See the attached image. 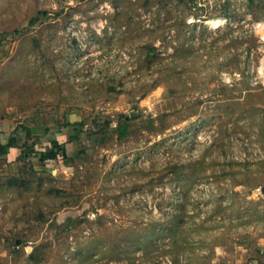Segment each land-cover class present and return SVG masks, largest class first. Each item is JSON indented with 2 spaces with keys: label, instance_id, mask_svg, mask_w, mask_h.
Instances as JSON below:
<instances>
[{
  "label": "rangeland",
  "instance_id": "374dc122",
  "mask_svg": "<svg viewBox=\"0 0 264 264\" xmlns=\"http://www.w3.org/2000/svg\"><path fill=\"white\" fill-rule=\"evenodd\" d=\"M263 74L264 0H0L9 249L194 264L264 234Z\"/></svg>",
  "mask_w": 264,
  "mask_h": 264
},
{
  "label": "crops",
  "instance_id": "0c3cea01",
  "mask_svg": "<svg viewBox=\"0 0 264 264\" xmlns=\"http://www.w3.org/2000/svg\"><path fill=\"white\" fill-rule=\"evenodd\" d=\"M6 128L5 123L0 124V143H5L7 140ZM17 155L18 150L10 148L6 155H0V158H4L0 162L14 163ZM9 177L13 179L15 174L11 173ZM2 179H5V176L0 173V264H32L31 254H29L32 247L29 244L15 241L16 250L14 251L10 250L7 244L6 225H14L21 219L15 215L16 198L12 196V194L15 195L17 187L15 188L14 183L10 185L8 181L1 182ZM246 233L247 231L244 230L242 235L239 234L230 250L223 248L221 252H217L213 248L212 259L207 256L206 259L197 260L194 264H219L221 261L223 264H264V234L257 230L250 235ZM217 259H220V262Z\"/></svg>",
  "mask_w": 264,
  "mask_h": 264
},
{
  "label": "trees",
  "instance_id": "16d2710c",
  "mask_svg": "<svg viewBox=\"0 0 264 264\" xmlns=\"http://www.w3.org/2000/svg\"><path fill=\"white\" fill-rule=\"evenodd\" d=\"M33 20L34 18L31 19V22ZM125 128L126 127H124L122 124L119 125V131H118L119 136L124 134ZM10 148H16L18 150V155L16 159L22 157V153H23L22 147L16 146L12 138L7 139L5 143H0V155H6ZM29 152L35 154L46 153L50 158H54V159H63L64 157V150L62 144H54L53 142H49L48 144H45L44 147L32 149Z\"/></svg>",
  "mask_w": 264,
  "mask_h": 264
},
{
  "label": "built area",
  "instance_id": "2783aa9c",
  "mask_svg": "<svg viewBox=\"0 0 264 264\" xmlns=\"http://www.w3.org/2000/svg\"><path fill=\"white\" fill-rule=\"evenodd\" d=\"M216 20L219 21L218 19H216ZM213 21H214V20H211V22H213ZM223 21H225V19L221 20L220 24H219L218 26H216V27H214V26L212 25V23H211V26L214 27V28H218L219 26H221V25L223 24ZM261 23H262L261 21H255V22H254V25H253L254 28H255L256 30L262 29V28H261V27H262V26H261ZM257 25H258V26H257ZM259 37H260V36H259ZM259 73H260V71H259ZM263 75H264V74H263ZM13 248L16 249V245H14Z\"/></svg>",
  "mask_w": 264,
  "mask_h": 264
}]
</instances>
